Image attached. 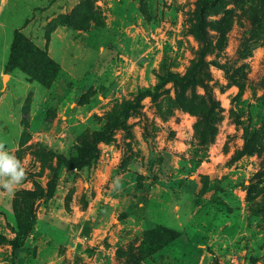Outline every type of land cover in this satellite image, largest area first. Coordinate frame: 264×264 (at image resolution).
<instances>
[{
    "label": "rangeland",
    "instance_id": "374dc122",
    "mask_svg": "<svg viewBox=\"0 0 264 264\" xmlns=\"http://www.w3.org/2000/svg\"><path fill=\"white\" fill-rule=\"evenodd\" d=\"M202 1L0 0V68L16 29L48 53L51 39L64 68L48 87L15 68L0 103V142L27 171L0 188V264H264V0L208 2L199 83L169 82L124 114L140 89L197 61ZM110 126L96 160L58 166ZM159 224L180 236L142 252Z\"/></svg>",
    "mask_w": 264,
    "mask_h": 264
},
{
    "label": "trees",
    "instance_id": "16d2710c",
    "mask_svg": "<svg viewBox=\"0 0 264 264\" xmlns=\"http://www.w3.org/2000/svg\"><path fill=\"white\" fill-rule=\"evenodd\" d=\"M211 0H203L200 3V14L198 18L197 29L200 33L204 45L201 49L200 55L194 65L185 73L179 74L175 72H168L163 75L159 82L153 88H142L138 91L135 102L128 103L124 110V114L127 115L129 109L137 108L140 100L144 96H150L152 99H157L162 89L169 83L173 82L176 85L182 87L194 86L199 83L200 78L205 74L206 55L211 50L212 43L208 40L205 29V16L207 14L208 2ZM57 27V26H55ZM54 27V28H55ZM15 68H18L24 72L27 80L37 81L44 86L48 87L56 79L61 71V65L58 63L45 49L41 48L32 40H29L21 29H16L14 32V38L11 45V51L8 60L5 64V71L11 72ZM210 111V110H209ZM123 123L125 122L122 120ZM111 133V126L104 131H98L95 133L93 139L90 142L89 147L82 155L67 156L60 154L58 156V166L69 165L81 167L84 164L92 163L100 155L99 142L103 139H107ZM250 130L246 132V144L245 151H251L249 147L252 142L256 140L254 137L256 133H253L251 137ZM56 188V175L48 183L49 193L52 195ZM36 216L31 212L27 224L22 228H17L16 236L12 240L13 244V256L17 259V250L21 246V236L24 232L35 224ZM180 236V232L170 229L164 225H156L151 228L150 232L142 240L140 244V250L142 252L154 253L176 240Z\"/></svg>",
    "mask_w": 264,
    "mask_h": 264
},
{
    "label": "clouds",
    "instance_id": "9594fccd",
    "mask_svg": "<svg viewBox=\"0 0 264 264\" xmlns=\"http://www.w3.org/2000/svg\"><path fill=\"white\" fill-rule=\"evenodd\" d=\"M27 178L26 166L0 142V188L15 191L17 185Z\"/></svg>",
    "mask_w": 264,
    "mask_h": 264
},
{
    "label": "crops",
    "instance_id": "0c3cea01",
    "mask_svg": "<svg viewBox=\"0 0 264 264\" xmlns=\"http://www.w3.org/2000/svg\"><path fill=\"white\" fill-rule=\"evenodd\" d=\"M59 31H61V33L59 34L60 36L62 34L65 36L68 33H69V35H71V33L68 30H66V28H63V27H57L56 29H54L52 31V33H54V32L59 33ZM70 39L72 42H74L72 38H70ZM50 41H51V39H49V42H48V51L52 56V53H51L52 47H51V45H49ZM68 53H70L69 50H68ZM4 63H2L1 68H0V77H1V80L3 81V85L0 88V103H2L5 99H7L8 92H10V83L18 78L14 72L5 73ZM6 74L9 76L7 81H5V79H4ZM9 119L14 120L13 106H11L10 108L8 107V112L6 113V120L9 121Z\"/></svg>",
    "mask_w": 264,
    "mask_h": 264
}]
</instances>
